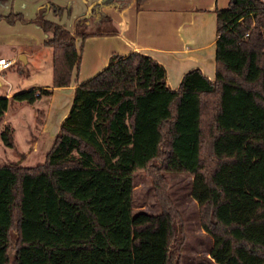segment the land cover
I'll use <instances>...</instances> for the list:
<instances>
[{
	"label": "trees",
	"instance_id": "obj_1",
	"mask_svg": "<svg viewBox=\"0 0 264 264\" xmlns=\"http://www.w3.org/2000/svg\"><path fill=\"white\" fill-rule=\"evenodd\" d=\"M113 4L92 5L72 30L45 18L63 9L50 1L33 20L14 11L0 19L51 33L43 42L51 48V86L63 87L76 82L84 39L101 34L98 24L86 30L88 20L109 21L100 8ZM214 12L212 78L193 68L171 88L151 56L113 53L76 85L42 163L0 164V264H51L58 250L114 252L121 264H181L185 220L166 171L192 177L212 260L264 264V0H230ZM42 92L51 89L25 94L32 101ZM138 170L151 180L158 212L134 210Z\"/></svg>",
	"mask_w": 264,
	"mask_h": 264
},
{
	"label": "crops",
	"instance_id": "obj_2",
	"mask_svg": "<svg viewBox=\"0 0 264 264\" xmlns=\"http://www.w3.org/2000/svg\"><path fill=\"white\" fill-rule=\"evenodd\" d=\"M11 1L18 2L19 0ZM20 1L25 2L26 7L29 6L33 10L19 9L20 11L14 12H20L30 20L36 17L37 8L45 2L50 1L60 5L63 9L59 14L55 15L47 11L45 18L72 30L75 19L86 13L91 4L99 0ZM229 1L139 0L137 2L136 0H124L122 3L121 0H112L113 5H103L100 8L101 12L109 17V21L95 22L92 17L87 22V31L93 32L98 24L101 34L88 36L82 42L80 64L75 76L76 82L53 88L51 82L28 83L31 77L30 71H37L40 68L37 56L41 52L46 55L47 59L44 63L47 70H50L52 79L51 49L48 57L49 52L45 50L48 46L43 43L51 37V33L44 31L35 22L16 20L9 23L3 18L0 19V45H3L7 52L6 54L0 53V58L11 62L8 69L16 64V71L19 74L18 81L10 82L4 77L6 70L0 71V86L2 83L5 84V86L3 84L4 90L0 88V129L3 125L11 123L16 131L15 122L21 121L18 117V110L27 105L35 107V99H40L44 95L47 102L43 104L45 120L42 130L52 132L49 144L47 141V151L52 145L60 123L68 113L76 85L103 69L113 53L126 55L137 51L151 56L164 66L166 81L171 88H176L182 75L193 68H199L204 75L212 78L217 38L214 10L227 7ZM11 8L7 13L13 11ZM7 13L0 5V14ZM44 88L51 89V92L49 94L42 92L32 101L27 99L25 92ZM35 113L32 111L33 115ZM49 125L51 128L48 127Z\"/></svg>",
	"mask_w": 264,
	"mask_h": 264
},
{
	"label": "rangeland",
	"instance_id": "obj_3",
	"mask_svg": "<svg viewBox=\"0 0 264 264\" xmlns=\"http://www.w3.org/2000/svg\"><path fill=\"white\" fill-rule=\"evenodd\" d=\"M121 2L124 3V0H121ZM0 5L5 8L6 13L11 7L13 11H20L19 9L33 10L29 6L26 7L25 2L22 3L20 0L18 2L3 0L0 1ZM50 12L52 13V11ZM50 49V47L45 49L49 52L47 53L48 57L50 56ZM0 53H7L3 45H0ZM37 57L40 68L37 71H30L31 77L28 83H50V70H47L46 64L44 63L47 59L46 55L44 52H41ZM28 68L30 69L29 65ZM18 75L16 64H14L13 68L6 69L4 77L10 82H15L19 79L17 77ZM3 84L0 88L4 90ZM45 102H47V98L43 95L42 98L35 99V107L27 105L19 109L18 117L21 118V121L15 122L16 131H14L11 123L2 126L0 129V164L15 163L22 166H34L44 161L45 155L50 148L46 151L47 141L49 144V139L52 134L50 130H42L43 121L45 120V109L43 105ZM32 111L36 112L35 115L32 114ZM48 127L51 128V125ZM164 176L168 181L169 195L181 211L185 220L186 240L182 249L181 264H217L209 256L212 239L200 226L197 203L190 194L192 177L184 172L169 171H166ZM133 199L135 211L143 210L151 213L159 211L151 180L144 171H135ZM119 259L114 252L58 250L52 253L51 264H121L122 261Z\"/></svg>",
	"mask_w": 264,
	"mask_h": 264
},
{
	"label": "built area",
	"instance_id": "obj_4",
	"mask_svg": "<svg viewBox=\"0 0 264 264\" xmlns=\"http://www.w3.org/2000/svg\"><path fill=\"white\" fill-rule=\"evenodd\" d=\"M10 66L11 62L9 60H6L5 58H0V71L8 69Z\"/></svg>",
	"mask_w": 264,
	"mask_h": 264
},
{
	"label": "flooded vegetation",
	"instance_id": "obj_5",
	"mask_svg": "<svg viewBox=\"0 0 264 264\" xmlns=\"http://www.w3.org/2000/svg\"><path fill=\"white\" fill-rule=\"evenodd\" d=\"M100 1H103V0H99L98 2H96V3H94V4H91V6H92V5H95V4H97V3H99ZM91 6H90V7H91ZM90 7H89V9H90ZM87 11H88V10H87ZM93 18H94V17H93Z\"/></svg>",
	"mask_w": 264,
	"mask_h": 264
}]
</instances>
